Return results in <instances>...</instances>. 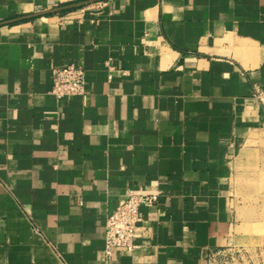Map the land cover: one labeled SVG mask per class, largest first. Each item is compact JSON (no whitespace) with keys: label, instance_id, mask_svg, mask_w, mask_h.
I'll return each instance as SVG.
<instances>
[{"label":"crops","instance_id":"0c3cea01","mask_svg":"<svg viewBox=\"0 0 264 264\" xmlns=\"http://www.w3.org/2000/svg\"><path fill=\"white\" fill-rule=\"evenodd\" d=\"M263 218L264 0H0V264H215Z\"/></svg>","mask_w":264,"mask_h":264},{"label":"built area","instance_id":"2783aa9c","mask_svg":"<svg viewBox=\"0 0 264 264\" xmlns=\"http://www.w3.org/2000/svg\"><path fill=\"white\" fill-rule=\"evenodd\" d=\"M85 92L86 72L84 68L71 63L56 69L54 95L61 99L66 96L83 95ZM159 195V193H137L134 190L128 192L125 200L107 220L105 234V256L107 258L120 250L131 252L137 247L136 236L143 222L140 208L156 204Z\"/></svg>","mask_w":264,"mask_h":264},{"label":"rangeland","instance_id":"374dc122","mask_svg":"<svg viewBox=\"0 0 264 264\" xmlns=\"http://www.w3.org/2000/svg\"><path fill=\"white\" fill-rule=\"evenodd\" d=\"M215 264H264V218L263 223L240 232Z\"/></svg>","mask_w":264,"mask_h":264}]
</instances>
